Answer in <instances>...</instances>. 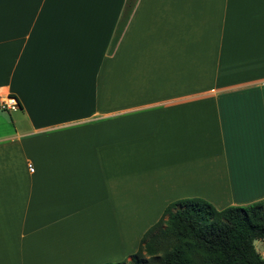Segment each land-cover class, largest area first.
<instances>
[{
    "label": "crops",
    "instance_id": "0c3cea01",
    "mask_svg": "<svg viewBox=\"0 0 264 264\" xmlns=\"http://www.w3.org/2000/svg\"><path fill=\"white\" fill-rule=\"evenodd\" d=\"M125 2L0 0V264L119 262L175 201L264 200V0H138L113 47Z\"/></svg>",
    "mask_w": 264,
    "mask_h": 264
},
{
    "label": "trees",
    "instance_id": "16d2710c",
    "mask_svg": "<svg viewBox=\"0 0 264 264\" xmlns=\"http://www.w3.org/2000/svg\"><path fill=\"white\" fill-rule=\"evenodd\" d=\"M137 1L126 0L113 47ZM263 237L264 200L218 210L206 200L186 198L165 209L128 262L116 264H140L144 254L159 264H264L255 249Z\"/></svg>",
    "mask_w": 264,
    "mask_h": 264
},
{
    "label": "built area",
    "instance_id": "2783aa9c",
    "mask_svg": "<svg viewBox=\"0 0 264 264\" xmlns=\"http://www.w3.org/2000/svg\"><path fill=\"white\" fill-rule=\"evenodd\" d=\"M20 107L21 106H20L18 99L11 94H8L5 97L0 98V109L1 110L11 112V111L19 110ZM29 169L31 172L34 171V168L32 167V165H29ZM256 242L264 243V237L257 240ZM259 255H260L261 259L264 260V251L261 252Z\"/></svg>",
    "mask_w": 264,
    "mask_h": 264
},
{
    "label": "rangeland",
    "instance_id": "374dc122",
    "mask_svg": "<svg viewBox=\"0 0 264 264\" xmlns=\"http://www.w3.org/2000/svg\"><path fill=\"white\" fill-rule=\"evenodd\" d=\"M255 249L260 254L261 252L264 251V243L255 242ZM128 261H129L128 257H124V259H122L119 262H109V263L116 264V263L128 262ZM140 264H159V262L156 261V260H153L152 257H149V256H147V255L144 254L142 256V259H140Z\"/></svg>",
    "mask_w": 264,
    "mask_h": 264
}]
</instances>
